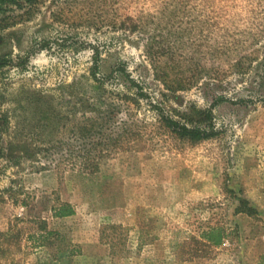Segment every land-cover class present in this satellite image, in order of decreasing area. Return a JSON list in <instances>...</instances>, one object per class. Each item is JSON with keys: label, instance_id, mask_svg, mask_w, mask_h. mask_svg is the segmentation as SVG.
Wrapping results in <instances>:
<instances>
[{"label": "rangeland", "instance_id": "rangeland-1", "mask_svg": "<svg viewBox=\"0 0 264 264\" xmlns=\"http://www.w3.org/2000/svg\"><path fill=\"white\" fill-rule=\"evenodd\" d=\"M0 59V264H264V0L6 3Z\"/></svg>", "mask_w": 264, "mask_h": 264}, {"label": "trees", "instance_id": "trees-1", "mask_svg": "<svg viewBox=\"0 0 264 264\" xmlns=\"http://www.w3.org/2000/svg\"><path fill=\"white\" fill-rule=\"evenodd\" d=\"M18 1L31 3V2H34L35 0H0V7L5 5L6 3L15 4ZM133 28L135 29V26H133ZM5 63H6L5 61H2V59H0V67L3 65H6ZM95 71H96V66H94L92 70V74L94 77H95ZM116 72L124 76L127 80H129L130 83L132 82L128 74L122 67H117L115 69V73ZM196 112L199 118L197 119L198 124H195V125H192V123L191 124L182 123L162 113L159 114V121L161 125L169 133H171L172 135H174L180 140H187L192 143H197V142L204 141V140H207V139H210L216 136L217 133L211 122V119H212L211 111L210 110H197ZM73 214H74L73 207L69 204H63L55 210L54 217L65 218V217L72 216ZM203 236L212 245H218L221 243L224 235L221 229L211 228L208 231H206Z\"/></svg>", "mask_w": 264, "mask_h": 264}]
</instances>
